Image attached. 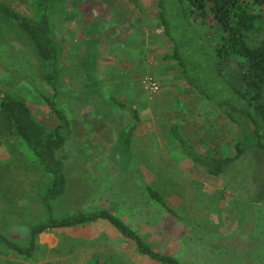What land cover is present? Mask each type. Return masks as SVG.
<instances>
[{"label": "rangeland", "instance_id": "obj_1", "mask_svg": "<svg viewBox=\"0 0 264 264\" xmlns=\"http://www.w3.org/2000/svg\"><path fill=\"white\" fill-rule=\"evenodd\" d=\"M0 1L23 15L30 14L29 0ZM140 1L142 10L151 8L146 21L156 22L160 47L170 53L155 15L156 0ZM99 4L62 0L52 17L64 72L62 91L55 101L70 123L65 145L71 153L66 167L68 190L52 201L55 212L67 215L106 209L154 250L173 256L180 264H264V232L258 237L255 227L264 223V160L247 121L225 119L188 88L179 79L180 71L166 60L159 69L161 79L148 75L140 80V122L127 152L124 138L135 120L109 101V71L103 67L93 71L87 53L91 14L106 13ZM262 25L263 32L254 43L264 38V13ZM108 26L111 29L109 22L100 23L99 33H111ZM205 35L214 47L221 33L213 29ZM222 66L233 82L240 81L243 66L234 61ZM147 77L160 86L158 93L145 89ZM39 92L54 95L43 79V65L32 44L0 21V100L10 94L24 101L54 128L58 120ZM172 123L206 154H234L233 143L238 139L246 143L247 152L223 175L210 176L176 148L169 131ZM50 181L23 140L16 134L0 138V233L29 247L30 229L48 218L41 196ZM146 185L158 190L178 217L150 200ZM97 260L155 264L106 222L48 229L38 236L32 257L19 255L0 242V264H93Z\"/></svg>", "mask_w": 264, "mask_h": 264}, {"label": "trees", "instance_id": "obj_2", "mask_svg": "<svg viewBox=\"0 0 264 264\" xmlns=\"http://www.w3.org/2000/svg\"><path fill=\"white\" fill-rule=\"evenodd\" d=\"M60 3L62 0H29L30 14L23 15L0 1V21L26 36L43 65V79L54 95L39 94L50 114L58 120L56 127H50L24 101L10 94H4L0 100V138L16 134L51 179L41 196L48 218L30 229L29 247H22L2 233L0 242L19 255L32 257L37 238L44 231L101 221L133 242L139 254L160 264H180L173 256L154 250L136 230L106 209L58 215L52 206L53 200H59L67 193L66 167L71 156L65 145L70 123L55 101L62 91L64 74L61 47L52 19ZM156 7L160 27L172 47L165 58L180 71L179 79L231 123H237L239 118L246 120L252 130L254 146L264 160V38L254 43L263 32L264 0H157ZM213 29L221 36L211 47L205 32ZM230 61L243 66L238 83L226 75L222 66ZM129 112L135 124L125 136L127 152H130L132 134L139 121L135 110ZM169 131L182 155L210 176L223 175L247 152L246 143L238 139L233 143L234 154H206L184 136L178 124L172 123ZM145 192L156 205L178 217L158 190L146 185ZM93 264L109 263L97 260Z\"/></svg>", "mask_w": 264, "mask_h": 264}, {"label": "crops", "instance_id": "obj_3", "mask_svg": "<svg viewBox=\"0 0 264 264\" xmlns=\"http://www.w3.org/2000/svg\"><path fill=\"white\" fill-rule=\"evenodd\" d=\"M80 1L86 3L97 1V3H100L99 5L102 6L104 12L106 11L104 14L99 13V11L91 14V22L89 21V24H87L86 30L88 33L87 41L91 44V48L87 53L90 56V60L93 61L91 66L93 71H96L99 67H103L109 71V101L117 108L126 111L129 117L132 118L129 111L135 110L137 112L140 107L139 97L137 94L138 88H140V80L148 75H153V77L155 76L156 78L161 79L159 72L162 71L164 66L163 62L167 60L165 56L171 53L172 47L167 38L164 36L162 29L160 30L166 40L167 48H170V53L164 52V50L160 47L158 42L159 30L156 27V22L146 21L149 17L148 11H150L151 8L149 10L148 7H144L142 10V3L140 0ZM155 12V15L158 18L157 7ZM104 21L109 22V25H111V29L109 26L107 27L109 29L106 28L108 32L112 30L111 33H99V25ZM150 23L153 27L150 26ZM169 62L173 64L172 61ZM86 68L89 69L88 67ZM159 69L161 70L159 71ZM92 82H95L97 86L99 84V82L94 81V79L91 80V83ZM117 103L125 105L126 108L119 107ZM137 115L139 116V121L136 124V128L140 122L141 116L138 112ZM132 138L130 151L132 147ZM123 144L125 145V142ZM256 206H258V204H256L255 201V207ZM79 226L80 225L76 227ZM76 227L59 229L69 230ZM255 227L258 237H261L264 232V223L262 222L255 225ZM117 233L119 234V232ZM121 238L124 239L122 236ZM152 262L160 264L155 261Z\"/></svg>", "mask_w": 264, "mask_h": 264}, {"label": "built area", "instance_id": "obj_4", "mask_svg": "<svg viewBox=\"0 0 264 264\" xmlns=\"http://www.w3.org/2000/svg\"><path fill=\"white\" fill-rule=\"evenodd\" d=\"M143 85L145 89L152 94L158 93L160 91V86L157 84V82L152 77H147L143 81Z\"/></svg>", "mask_w": 264, "mask_h": 264}]
</instances>
